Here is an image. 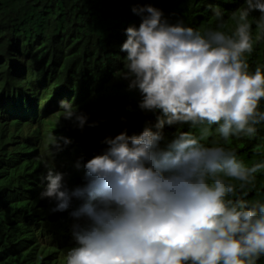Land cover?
Returning <instances> with one entry per match:
<instances>
[{
	"label": "clouds",
	"instance_id": "1",
	"mask_svg": "<svg viewBox=\"0 0 264 264\" xmlns=\"http://www.w3.org/2000/svg\"><path fill=\"white\" fill-rule=\"evenodd\" d=\"M240 1L239 23L225 22L226 33L173 22L152 3L132 6L140 23L124 30L123 78L155 122L104 137L89 158H53L25 188L2 192L23 204L14 264H255L264 254V202L226 199L233 181L243 188L264 162L248 166L235 149L203 142L212 125L228 141L255 135L264 121V66L250 71L245 55L253 51L249 16L264 21V0ZM212 11L223 22L224 11ZM58 104L80 129L98 126L69 99ZM181 124L204 127L166 133ZM71 143L52 134L54 155Z\"/></svg>",
	"mask_w": 264,
	"mask_h": 264
},
{
	"label": "trees",
	"instance_id": "2",
	"mask_svg": "<svg viewBox=\"0 0 264 264\" xmlns=\"http://www.w3.org/2000/svg\"><path fill=\"white\" fill-rule=\"evenodd\" d=\"M143 3L155 4L173 22L182 18L201 32L218 27L225 31L224 23L231 20L236 27L243 8L240 0H0V264H14L12 250L26 227L23 204L4 197V190L25 188L39 167L51 165L53 158L60 162L78 155L89 158L106 147L101 143L104 137L125 128L129 134L138 133L146 121L155 122L152 112L137 106L138 91L128 89L123 78L126 53L120 51L125 28L140 23L132 6ZM211 5L212 10L224 11L223 22L207 11ZM249 21L253 51L245 55L254 71L257 65L264 66V21L251 15ZM62 98L87 113L89 122L98 121V126L80 129L64 119L58 104ZM258 107L264 111V98ZM10 109H16L15 117ZM1 114L8 118L3 120ZM203 127L181 124L166 128V133L200 135ZM256 128L253 136L241 134L225 141L212 125L203 142L231 147L251 166L264 162V121ZM53 133L72 140L55 155ZM255 175L243 188V182L233 181L236 191L226 199L264 202V169ZM255 264H264V254Z\"/></svg>",
	"mask_w": 264,
	"mask_h": 264
},
{
	"label": "bare ground",
	"instance_id": "3",
	"mask_svg": "<svg viewBox=\"0 0 264 264\" xmlns=\"http://www.w3.org/2000/svg\"><path fill=\"white\" fill-rule=\"evenodd\" d=\"M12 115H14V114H12ZM12 115H11V117H12ZM13 117H15V116H13ZM5 118H8V117H5V116H2V119L4 120ZM42 185H44V184H42ZM46 237V236H45ZM46 238H48V240H53L52 238H50V237H46ZM69 240H68V238L67 239H62V240H60L59 242V244L60 245H58V246H56V251H58L59 252V250H60V248H62V242H64V244L66 243V242H68ZM64 246V245H63Z\"/></svg>",
	"mask_w": 264,
	"mask_h": 264
}]
</instances>
